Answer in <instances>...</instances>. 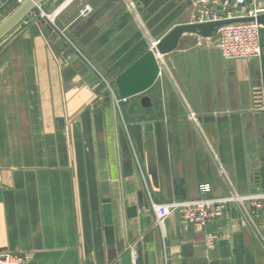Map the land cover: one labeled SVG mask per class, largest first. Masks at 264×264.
Segmentation results:
<instances>
[{
	"label": "crops",
	"instance_id": "obj_1",
	"mask_svg": "<svg viewBox=\"0 0 264 264\" xmlns=\"http://www.w3.org/2000/svg\"><path fill=\"white\" fill-rule=\"evenodd\" d=\"M195 2L40 6L59 9L56 24L113 81L186 23L170 21ZM16 5L0 0V20ZM260 37L264 44V28ZM62 42L37 16L0 41V251L27 254V264H264V211L249 217L228 205L208 225L219 234L209 251L203 231L176 214L158 225L150 206L195 199L203 183L212 196L264 191L260 57L224 59L214 37L186 34L158 58L142 103L91 86L87 62L68 61Z\"/></svg>",
	"mask_w": 264,
	"mask_h": 264
},
{
	"label": "built area",
	"instance_id": "obj_2",
	"mask_svg": "<svg viewBox=\"0 0 264 264\" xmlns=\"http://www.w3.org/2000/svg\"><path fill=\"white\" fill-rule=\"evenodd\" d=\"M16 1L19 3L21 0ZM256 2V0H196L191 21L207 22L229 19L235 16V10L239 11L240 16H256L264 12V9L259 7ZM58 10L56 9L51 14H46L41 10L36 16L44 18L64 39L68 47L74 53L82 56L88 66L96 73L103 87L117 98L113 81L97 69L67 35L65 29L56 24L55 16ZM260 30V26L254 21L232 22L222 25L214 36L215 46L224 59L248 60L259 58L262 51ZM209 192L210 185L203 183L200 185L199 195L195 199L171 200L165 203L150 201L156 223L161 225L166 217L176 214L185 229L194 228L197 231H203L204 245L209 251H212L217 245L219 234L215 230L208 229V225L220 219L228 205H234L239 212L249 217L260 210L264 211V191L241 194L231 190L223 196H212ZM132 257H136L133 252ZM164 259L167 262L168 256H164ZM28 260L29 255L24 253L0 251V264H27Z\"/></svg>",
	"mask_w": 264,
	"mask_h": 264
},
{
	"label": "water",
	"instance_id": "obj_3",
	"mask_svg": "<svg viewBox=\"0 0 264 264\" xmlns=\"http://www.w3.org/2000/svg\"><path fill=\"white\" fill-rule=\"evenodd\" d=\"M45 0H21L16 7L5 17L0 20V41L8 35L16 26H18L35 8L40 6ZM235 16L229 19H221L207 22H186L172 26L151 48L137 57L127 67H125L113 80V85L117 96L120 99H128L133 96H139L140 101L144 103L149 98L145 92L151 88L158 79L160 74V65L158 58L175 50L182 36L186 34H196L201 37H214L218 28L222 25L232 22H256L260 28H264V12L256 16H240L239 11H234ZM39 23L43 24L48 32L51 41L58 38V33L53 27L41 16H37ZM260 61L261 67L264 68V44L261 42ZM67 43L62 42V48L67 47ZM66 53H71L68 61L73 62L79 59V55L67 48ZM84 78L91 86H96L97 90L103 88L99 78L88 66L81 69ZM264 93V82L262 86Z\"/></svg>",
	"mask_w": 264,
	"mask_h": 264
},
{
	"label": "rangeland",
	"instance_id": "obj_4",
	"mask_svg": "<svg viewBox=\"0 0 264 264\" xmlns=\"http://www.w3.org/2000/svg\"><path fill=\"white\" fill-rule=\"evenodd\" d=\"M15 2H17L16 0H15ZM18 3V2H17ZM43 11V12H45L46 14H51V13H53L54 11H52V12H47V11H45L43 8H41V6H40V8H35L26 18L27 19H34V17H36V15L37 14H39L40 13V11ZM194 10V9H193ZM179 14H181V17H179V19H172L170 22H192L191 20H192V15H193V11H187V12H185V13H179ZM83 54H85L84 52H82ZM88 58V57H87ZM89 59V58H88ZM90 60V59H89ZM91 62H92V64L97 68V69H99V67L91 60ZM100 70V69H99ZM111 72H116V69H112V71ZM106 76L108 77H111L109 74H107L106 73ZM108 77V79H110ZM113 77V76H112ZM111 77V78H112ZM107 93L108 94H111L108 90H107Z\"/></svg>",
	"mask_w": 264,
	"mask_h": 264
}]
</instances>
